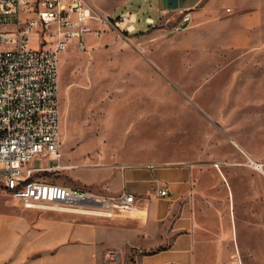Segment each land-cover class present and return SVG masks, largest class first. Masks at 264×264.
<instances>
[{"label":"rangeland","instance_id":"rangeland-1","mask_svg":"<svg viewBox=\"0 0 264 264\" xmlns=\"http://www.w3.org/2000/svg\"><path fill=\"white\" fill-rule=\"evenodd\" d=\"M159 33L112 26L61 51L60 156L71 167L34 179L88 189L89 166L188 163L198 264H264V22L262 42L243 50H180ZM0 209L27 210L1 181Z\"/></svg>","mask_w":264,"mask_h":264},{"label":"crops","instance_id":"crops-1","mask_svg":"<svg viewBox=\"0 0 264 264\" xmlns=\"http://www.w3.org/2000/svg\"><path fill=\"white\" fill-rule=\"evenodd\" d=\"M87 1L101 17L128 14L122 31L127 23L134 26L131 34L162 30L180 50H243L263 39L261 0ZM194 174L188 163L89 166L82 184L98 199L127 190L135 193V206L87 219L0 209V264H198ZM165 186L170 193L161 197L156 190Z\"/></svg>","mask_w":264,"mask_h":264},{"label":"built area","instance_id":"built-area-1","mask_svg":"<svg viewBox=\"0 0 264 264\" xmlns=\"http://www.w3.org/2000/svg\"><path fill=\"white\" fill-rule=\"evenodd\" d=\"M127 18L126 13L116 19L101 17L87 0H0V181L14 186L23 184V176L33 169L70 168L61 164L60 156V53L71 42L86 49L89 37L104 31L95 22L120 27ZM133 30L127 23L123 31ZM34 41L40 48L32 47ZM48 156L57 162L43 164ZM81 189L74 192L67 185L37 179L13 196L27 209L94 217H112L135 206L136 195L127 190L103 201ZM156 191L161 197L170 193L167 186Z\"/></svg>","mask_w":264,"mask_h":264},{"label":"bare ground","instance_id":"bare-ground-1","mask_svg":"<svg viewBox=\"0 0 264 264\" xmlns=\"http://www.w3.org/2000/svg\"><path fill=\"white\" fill-rule=\"evenodd\" d=\"M250 166H252L253 168L259 169V170H263L262 166L252 158L250 159ZM41 171H43V169H33V172L31 174H25L23 176V184H15L14 186H12L11 182H6V181H1V182L4 188L6 189V191L11 194H13L14 192H25L24 185H31L32 183H37V180L34 179V176L37 172H41ZM71 190L74 192L82 191V189H76L72 187H71Z\"/></svg>","mask_w":264,"mask_h":264},{"label":"water","instance_id":"water-1","mask_svg":"<svg viewBox=\"0 0 264 264\" xmlns=\"http://www.w3.org/2000/svg\"><path fill=\"white\" fill-rule=\"evenodd\" d=\"M99 204H100V201H99V203L97 205H99Z\"/></svg>","mask_w":264,"mask_h":264}]
</instances>
